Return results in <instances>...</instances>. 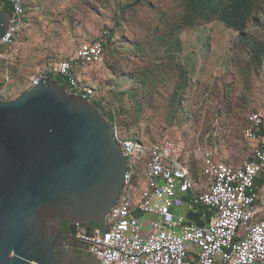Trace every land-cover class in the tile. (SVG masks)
<instances>
[{
	"label": "rangeland",
	"instance_id": "1",
	"mask_svg": "<svg viewBox=\"0 0 264 264\" xmlns=\"http://www.w3.org/2000/svg\"><path fill=\"white\" fill-rule=\"evenodd\" d=\"M132 1L24 0L9 64L14 85L26 82L34 65L104 36L103 60L87 72L124 136L150 142L179 136L189 151L196 139L212 142L206 136L216 129L220 153L241 161L245 118L264 105V0H251L242 33L216 17L190 24L186 0L126 8Z\"/></svg>",
	"mask_w": 264,
	"mask_h": 264
},
{
	"label": "built area",
	"instance_id": "2",
	"mask_svg": "<svg viewBox=\"0 0 264 264\" xmlns=\"http://www.w3.org/2000/svg\"><path fill=\"white\" fill-rule=\"evenodd\" d=\"M1 1L10 13L0 40V101H11L53 76L62 79L69 95L106 106L75 71L102 62V36L80 43L65 59L36 65L29 79L15 86L9 64L17 51L24 0ZM107 121L126 160L118 200L105 218L111 230L81 234L76 224L73 234L59 231L58 246L79 243L97 264H264L263 208L257 205L256 185L264 174V105L245 118L242 137L250 150L238 165L220 162L213 147L198 139L188 151L179 136L143 141L124 136L113 120ZM215 137L216 129L206 136L212 144ZM186 205L199 212L203 225L179 213Z\"/></svg>",
	"mask_w": 264,
	"mask_h": 264
},
{
	"label": "water",
	"instance_id": "3",
	"mask_svg": "<svg viewBox=\"0 0 264 264\" xmlns=\"http://www.w3.org/2000/svg\"><path fill=\"white\" fill-rule=\"evenodd\" d=\"M9 16L0 10V40ZM126 160L107 119L50 78L0 101V264H97L74 243L58 254L50 221L68 233L111 230Z\"/></svg>",
	"mask_w": 264,
	"mask_h": 264
},
{
	"label": "trees",
	"instance_id": "4",
	"mask_svg": "<svg viewBox=\"0 0 264 264\" xmlns=\"http://www.w3.org/2000/svg\"><path fill=\"white\" fill-rule=\"evenodd\" d=\"M148 0H133L128 3L126 8H134L135 6L144 4ZM188 7L192 10V13L187 17L186 21L191 24L194 21L199 22L201 19H209L210 17H216L218 21L222 22L227 28H231L235 31L241 32L246 26V22L252 14V2L251 0H186ZM0 10L4 14H9V5L3 3L0 0ZM106 36V32H104ZM104 42V36H102ZM104 55H105V42ZM254 60L258 61L262 57V52L258 47L254 48ZM48 78L58 82L65 88V84L60 77L48 76ZM102 91L95 89L96 97L104 102L106 106H101L94 103V106L100 110L101 114L107 118L110 122L115 119V112L109 106V102L103 96ZM193 169V168H192ZM194 170V169H193ZM195 173V172H194ZM261 183V182H260ZM259 185V182L257 183Z\"/></svg>",
	"mask_w": 264,
	"mask_h": 264
},
{
	"label": "crops",
	"instance_id": "5",
	"mask_svg": "<svg viewBox=\"0 0 264 264\" xmlns=\"http://www.w3.org/2000/svg\"><path fill=\"white\" fill-rule=\"evenodd\" d=\"M71 52L68 55H66L65 57H62V58H59V59H65V58H67L71 54ZM53 60H55V59H46L43 62L38 63V64H43L45 62L53 61ZM35 66L36 65H34V68H35ZM87 69L88 68L81 69L79 67H76L75 68V71H76V74H78L79 78L84 83L90 85V84H93L92 82H94V80H93V77L90 75V73L87 72ZM203 144L209 145V146H212L213 147V150L215 152V155H216L217 159L220 162H222V163H224L226 165H238L239 164L240 161L239 162L238 161L236 162L234 158H231V156H229V155H223L222 153H220V147H221V144L222 143H220L219 141H218V144L216 143V141L214 142V144H212L211 142L209 144H207V143H203ZM245 148H246V150L244 152V155L242 156V160L245 159V157L247 156V154L249 153V150H250V147L248 146L247 142H245ZM195 165L196 164H194L192 162V168L193 169H195ZM258 182H259V185L257 184ZM256 185H257V188H258V196H259V201L257 202V205L259 207H262L263 208V210H261V213L259 214V218L264 220V174H262V175L259 176L258 180L256 181ZM188 199L189 198L187 197L186 200H188ZM179 213L183 214L184 217H185V219L188 222L194 223V224H196L198 226L203 225V223H204L200 219V217H199V212H196V211H193V210L191 211V209L187 205L184 206V208H181L179 210Z\"/></svg>",
	"mask_w": 264,
	"mask_h": 264
},
{
	"label": "flooded vegetation",
	"instance_id": "6",
	"mask_svg": "<svg viewBox=\"0 0 264 264\" xmlns=\"http://www.w3.org/2000/svg\"><path fill=\"white\" fill-rule=\"evenodd\" d=\"M50 226L53 230H59L62 232L67 231L66 224L62 221L61 217H56L53 220L50 221ZM57 252L58 254L66 255V249H63L62 247L58 246V243L56 242ZM68 255V254H67Z\"/></svg>",
	"mask_w": 264,
	"mask_h": 264
}]
</instances>
